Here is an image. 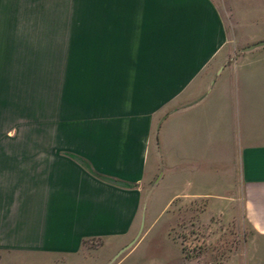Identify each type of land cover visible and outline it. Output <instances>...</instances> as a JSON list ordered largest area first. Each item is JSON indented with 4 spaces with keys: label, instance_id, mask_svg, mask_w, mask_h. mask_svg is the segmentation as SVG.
I'll return each instance as SVG.
<instances>
[{
    "label": "crops",
    "instance_id": "obj_1",
    "mask_svg": "<svg viewBox=\"0 0 264 264\" xmlns=\"http://www.w3.org/2000/svg\"><path fill=\"white\" fill-rule=\"evenodd\" d=\"M249 4L256 43L264 4ZM226 45L213 0H0V264L125 244L143 224L149 240L158 201L199 205L207 241L242 236L213 264H264V65L222 79ZM180 246L161 237L141 264H197Z\"/></svg>",
    "mask_w": 264,
    "mask_h": 264
},
{
    "label": "rangeland",
    "instance_id": "obj_2",
    "mask_svg": "<svg viewBox=\"0 0 264 264\" xmlns=\"http://www.w3.org/2000/svg\"><path fill=\"white\" fill-rule=\"evenodd\" d=\"M249 1L213 0L226 25L227 58L219 71V74L223 73L224 78L222 79L226 81H233L235 67L264 65V55L260 56L263 60L257 62L256 58H259L257 55L241 53V49L252 44L253 39L260 34L259 31H256L257 29L249 27ZM259 2L264 4V0H259ZM236 11H241L242 17ZM244 21L246 26H244ZM261 29H264V27H261ZM10 81L11 75L0 74V92L2 94H4V90H2L4 83ZM160 178L161 175L150 183L147 188V197L153 194ZM144 205L142 216H144L148 205L147 202ZM199 210V205L192 208H187L186 205L170 207L169 203L158 201L149 210V217H157L155 222L157 233L151 232L149 240H147V236H144L143 224L139 233L131 240L135 239L134 242L116 257L115 255L131 241L120 245L115 244L114 246L102 241H92L86 243L76 255L65 258H50L49 264H141L143 254L147 255L150 260L160 255L161 237H166L179 244V246L181 245L185 258L192 257L197 261V264H213V262L224 259L233 253V250L241 244L242 236L231 226L221 230L211 241H207L204 234L190 227ZM148 241H150L149 244L144 246Z\"/></svg>",
    "mask_w": 264,
    "mask_h": 264
},
{
    "label": "water",
    "instance_id": "obj_3",
    "mask_svg": "<svg viewBox=\"0 0 264 264\" xmlns=\"http://www.w3.org/2000/svg\"><path fill=\"white\" fill-rule=\"evenodd\" d=\"M263 46H264V40H263V41L256 42V43H253V44H251V45H248V46L242 48V49H241V53L249 52V51H251V50H253V49H256V48H258V47H263ZM134 240H135V239H134ZM134 240L131 241V243H129V244H128L127 246H125L123 249H121V250L115 255V257H116L117 255H119V253H121L124 249H126L127 247H129V246L134 242Z\"/></svg>",
    "mask_w": 264,
    "mask_h": 264
}]
</instances>
